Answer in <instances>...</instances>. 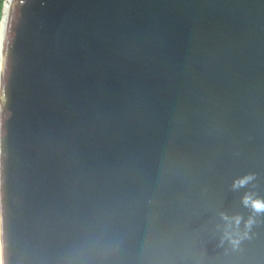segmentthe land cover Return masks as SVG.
Returning a JSON list of instances; mask_svg holds the SVG:
<instances>
[{"label": "water", "instance_id": "water-1", "mask_svg": "<svg viewBox=\"0 0 264 264\" xmlns=\"http://www.w3.org/2000/svg\"><path fill=\"white\" fill-rule=\"evenodd\" d=\"M0 264H264V0H5Z\"/></svg>", "mask_w": 264, "mask_h": 264}, {"label": "rangeland", "instance_id": "rangeland-1", "mask_svg": "<svg viewBox=\"0 0 264 264\" xmlns=\"http://www.w3.org/2000/svg\"><path fill=\"white\" fill-rule=\"evenodd\" d=\"M5 0H0V16H1V7H2V4H3V2H4Z\"/></svg>", "mask_w": 264, "mask_h": 264}, {"label": "trees", "instance_id": "trees-1", "mask_svg": "<svg viewBox=\"0 0 264 264\" xmlns=\"http://www.w3.org/2000/svg\"><path fill=\"white\" fill-rule=\"evenodd\" d=\"M1 4V3H0Z\"/></svg>", "mask_w": 264, "mask_h": 264}]
</instances>
